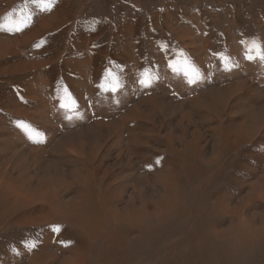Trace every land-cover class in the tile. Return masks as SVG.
I'll list each match as a JSON object with an SVG mask.
<instances>
[{
	"label": "rangeland",
	"instance_id": "1",
	"mask_svg": "<svg viewBox=\"0 0 264 264\" xmlns=\"http://www.w3.org/2000/svg\"><path fill=\"white\" fill-rule=\"evenodd\" d=\"M0 46V264H264V0H0Z\"/></svg>",
	"mask_w": 264,
	"mask_h": 264
},
{
	"label": "bare ground",
	"instance_id": "2",
	"mask_svg": "<svg viewBox=\"0 0 264 264\" xmlns=\"http://www.w3.org/2000/svg\"><path fill=\"white\" fill-rule=\"evenodd\" d=\"M48 24H49V23H46V24H45L46 29L51 28V26L48 25ZM39 26H41V24H40ZM1 50H2V49H1V46H0V52H1ZM49 180H50V179H49ZM40 182H41V181H40ZM40 182H39V184H40ZM53 182H54V181H53ZM43 183H44V182H43ZM51 183H52V182H51ZM39 184H38V185H39ZM45 184H46V183H45ZM47 184H49V183H47ZM53 184H54V183H53ZM42 185H44V184H42ZM51 185H52V184H51ZM52 186H53V185H52ZM52 186H51V187H52ZM36 190L38 191V192H36L37 196H42V195L45 194V192H40V191H41V188H39V187L36 188ZM43 190H44V189H43ZM34 194H35V193H34ZM86 198H87L86 196H84V198L82 197V199H83L84 201H87Z\"/></svg>",
	"mask_w": 264,
	"mask_h": 264
},
{
	"label": "snow or ice",
	"instance_id": "3",
	"mask_svg": "<svg viewBox=\"0 0 264 264\" xmlns=\"http://www.w3.org/2000/svg\"><path fill=\"white\" fill-rule=\"evenodd\" d=\"M260 59H261V60H264V55H261V56H260ZM57 230H58V229H57Z\"/></svg>",
	"mask_w": 264,
	"mask_h": 264
}]
</instances>
